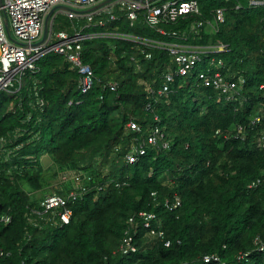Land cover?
I'll return each instance as SVG.
<instances>
[{
  "label": "trees",
  "instance_id": "obj_1",
  "mask_svg": "<svg viewBox=\"0 0 264 264\" xmlns=\"http://www.w3.org/2000/svg\"><path fill=\"white\" fill-rule=\"evenodd\" d=\"M200 8L161 24L176 36L151 27L145 10L133 24L120 11L106 26L84 21L79 28L91 37L83 59L95 73L89 91L66 57L50 52L14 94L0 92V264H264V7L200 0ZM217 9L225 13L218 26ZM172 43L210 48L182 76ZM212 58L230 79H244L241 99L203 84L198 73ZM131 121L141 130L129 131ZM156 128L163 141L127 163L131 146ZM69 172L78 186L55 187ZM49 191L76 194L69 223L38 214ZM176 197L182 204L171 210L166 202ZM142 211L156 213L153 227L165 235L154 241L138 219L139 250L123 255L129 218Z\"/></svg>",
  "mask_w": 264,
  "mask_h": 264
},
{
  "label": "built area",
  "instance_id": "obj_2",
  "mask_svg": "<svg viewBox=\"0 0 264 264\" xmlns=\"http://www.w3.org/2000/svg\"><path fill=\"white\" fill-rule=\"evenodd\" d=\"M104 1L106 0H0V92L6 91L9 94H14L17 84L19 88L24 85L26 73L34 70L37 67V62L50 52L65 56L71 69L77 70L81 74L79 84L83 91H89L94 86L95 73L83 59V42L91 37L90 34H85L82 29L77 27H74L73 32L65 29L56 32L54 24L57 14H55L52 21L49 22L47 37L41 42L44 37L46 17L56 6L63 5L71 8L72 10H59L66 13L71 20L82 19L89 23L96 21L100 26H106L109 22L119 18L116 7H120V12L127 15L132 24L145 10L146 22L151 27L157 28L163 35L171 36H176L177 33L167 32L161 27V24L173 23L187 14H201L200 0H169L155 3L152 0H112L95 11H89ZM248 2L251 7H264V0H248ZM7 22L9 31L6 27ZM223 22H225L224 10L217 9L215 24L218 26ZM201 25L200 22L199 26ZM167 45H169L176 72L182 76H189L195 72L198 65L205 62L203 53L209 51L210 48V46L185 48L179 43ZM224 50V45L216 48V51ZM147 57L151 58V54H148ZM223 67L222 59L212 58L209 67L198 73L199 78L204 85L213 86L227 99H241L240 83H244V79L238 78V81L230 79L229 76L223 74ZM167 80H172L170 74H167ZM113 88L115 87L113 86ZM261 88H264V85ZM168 90V86L165 85L159 92L163 94ZM41 104L43 105V101ZM260 121L261 118H258L257 122ZM128 130L138 132L141 127L137 122L131 121L128 124ZM163 136L164 133L160 128L153 130L143 144L131 146L125 156L126 162L129 164L137 162L141 156L146 154L147 147L157 146L160 141H163ZM162 143L164 148L170 146L167 141ZM259 146L264 148V130L259 140ZM70 198H76V194L74 192L69 196L49 194L41 201L43 210L38 214L43 216L48 213H57L64 223H69L72 216L71 210L67 207ZM181 204L182 201L179 197H176L173 202L170 200L166 202L171 210L178 208ZM138 219L148 230L147 235L154 241L162 239L165 235L161 226L158 230L153 227V221L159 220L156 213L142 211L137 215H132L129 218V228L120 245V252L123 255L130 256L139 250L136 242ZM167 245H170L169 241ZM208 260L209 258H207Z\"/></svg>",
  "mask_w": 264,
  "mask_h": 264
},
{
  "label": "rangeland",
  "instance_id": "obj_3",
  "mask_svg": "<svg viewBox=\"0 0 264 264\" xmlns=\"http://www.w3.org/2000/svg\"><path fill=\"white\" fill-rule=\"evenodd\" d=\"M162 1V0H160ZM120 7H116V11H120ZM55 14H57V18L55 20V24H54V30L56 32L62 30V29H65V30H68L70 32H73L74 31V27H77L79 28L80 25L86 21V20H82V19H76V20H71L68 15L62 11H59L57 10L51 17L50 19V22L52 21V18L55 16ZM116 157V154L112 155V157ZM95 159L97 160H100V156L99 155H96L94 156ZM112 159V158H111ZM111 159H110V162H111ZM43 163H44V166L45 168L48 170V172L50 171L49 174H54L55 171H56V167L54 166V164L51 162L50 159H48V157L46 156L45 159L43 160ZM85 164H87L88 162H84ZM122 163V161H121ZM102 168H103V171L105 173H109L110 172V163H108L107 161L104 160L103 164H101ZM75 175V176H74ZM61 178H57L55 179L56 180V185L55 187L57 188H62V186L64 185H67L69 181H75V184L76 186H78V181L79 180V177L77 174L73 173V172H69V174H61L60 176ZM53 178H51V183H53V181L55 180H52ZM52 187V186H51ZM49 187L48 190H51ZM51 191L47 192V195L50 194ZM37 197H40L41 194H36Z\"/></svg>",
  "mask_w": 264,
  "mask_h": 264
},
{
  "label": "water",
  "instance_id": "obj_4",
  "mask_svg": "<svg viewBox=\"0 0 264 264\" xmlns=\"http://www.w3.org/2000/svg\"><path fill=\"white\" fill-rule=\"evenodd\" d=\"M111 1H112V0H106V1H104V2H102V3H100L99 5H97V6L93 7V8H91L89 11H90V12L95 11V10H97V9H99V8H101V7L105 6V5H107V4L110 3ZM159 1H160V0H152L153 3H155V2H159ZM60 9H63V10H72L71 8H69V7H67V6L59 5V6L54 7V8L49 12V14H48L47 17H46L44 37H43V39H42L41 42H43V41L46 39V37H47L48 30H49V22H50V19H51L52 15H53L57 10H60ZM6 27H7L8 31H9V23H8V22L6 23ZM0 209H1V205H0Z\"/></svg>",
  "mask_w": 264,
  "mask_h": 264
},
{
  "label": "crops",
  "instance_id": "obj_5",
  "mask_svg": "<svg viewBox=\"0 0 264 264\" xmlns=\"http://www.w3.org/2000/svg\"><path fill=\"white\" fill-rule=\"evenodd\" d=\"M184 47H185V48H188V47H193V46H191V45H187V44H184ZM197 48H199V47H197Z\"/></svg>",
  "mask_w": 264,
  "mask_h": 264
}]
</instances>
